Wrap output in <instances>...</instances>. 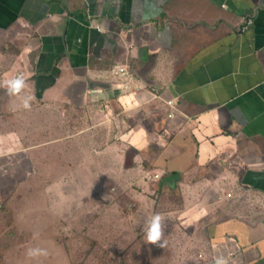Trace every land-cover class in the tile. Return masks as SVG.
Masks as SVG:
<instances>
[{
  "label": "crops",
  "instance_id": "0c3cea01",
  "mask_svg": "<svg viewBox=\"0 0 264 264\" xmlns=\"http://www.w3.org/2000/svg\"><path fill=\"white\" fill-rule=\"evenodd\" d=\"M17 76L0 195L50 178L62 215L165 198L204 264H264V0H0V84Z\"/></svg>",
  "mask_w": 264,
  "mask_h": 264
},
{
  "label": "rangeland",
  "instance_id": "374dc122",
  "mask_svg": "<svg viewBox=\"0 0 264 264\" xmlns=\"http://www.w3.org/2000/svg\"><path fill=\"white\" fill-rule=\"evenodd\" d=\"M4 93L5 90H0V102L6 99ZM41 179L46 182L50 178ZM43 181L38 178V185H43ZM39 186L16 187L14 192L1 193L0 264L206 262L204 242L195 233L190 234L193 230L188 229V224L183 226L182 222L174 221L181 209L169 207L165 198L159 199L158 207L148 208L145 213L140 208L126 209L111 191H95L78 194L72 201L75 208L68 206L70 209H64L62 215L54 207V194L44 192ZM130 195L135 199L133 191ZM156 214L162 217L163 234L157 244H149L145 227ZM29 249L46 254L30 257Z\"/></svg>",
  "mask_w": 264,
  "mask_h": 264
},
{
  "label": "clouds",
  "instance_id": "9594fccd",
  "mask_svg": "<svg viewBox=\"0 0 264 264\" xmlns=\"http://www.w3.org/2000/svg\"><path fill=\"white\" fill-rule=\"evenodd\" d=\"M0 86L6 89V92L9 96H19V94L27 86V82L23 76H17L13 79H6L0 84ZM33 97L27 96L23 102L24 108L30 107V101ZM162 217L159 214L153 215L149 218L145 227L146 241L149 244H157L161 240L163 231H162ZM160 247H163V244H159ZM28 256H36L46 254L42 250H28ZM215 264H226V260L223 257H219L215 260Z\"/></svg>",
  "mask_w": 264,
  "mask_h": 264
}]
</instances>
